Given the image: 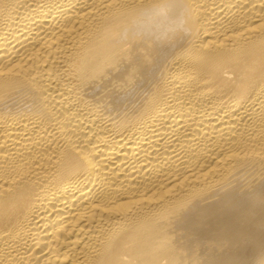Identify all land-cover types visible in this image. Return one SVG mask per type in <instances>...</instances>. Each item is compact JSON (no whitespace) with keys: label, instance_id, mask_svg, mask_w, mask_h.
Wrapping results in <instances>:
<instances>
[{"label":"bare ground","instance_id":"1","mask_svg":"<svg viewBox=\"0 0 264 264\" xmlns=\"http://www.w3.org/2000/svg\"><path fill=\"white\" fill-rule=\"evenodd\" d=\"M0 264H264V0H0Z\"/></svg>","mask_w":264,"mask_h":264}]
</instances>
